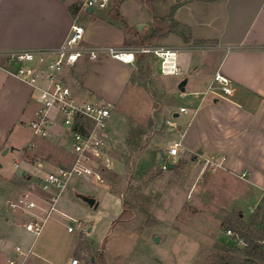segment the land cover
<instances>
[{
  "label": "crops",
  "instance_id": "crops-1",
  "mask_svg": "<svg viewBox=\"0 0 264 264\" xmlns=\"http://www.w3.org/2000/svg\"><path fill=\"white\" fill-rule=\"evenodd\" d=\"M86 1L0 0V49L60 46L68 39L75 19L79 23L81 19L84 21L85 45L125 49L155 45L183 49L177 61L182 71L179 76L190 73L182 80L187 84L180 98L186 103L179 109L173 103L169 120L173 125L167 123L171 135L183 142L174 162L185 159L191 170L199 166L201 174L220 164L212 173L231 175L243 191L239 192L240 199L232 203L234 207L226 210L240 211L242 220L252 219L256 205L264 198V0H170L172 7L175 6L170 14L165 13L166 6L160 7L158 0L153 3L155 14L146 0H111L106 9L74 12L73 9ZM155 17L167 22L163 34L158 33ZM203 46L210 50L207 57L195 59L188 54L193 47ZM229 46L236 48L225 50ZM151 59L150 55H138L133 64H127L106 55L97 60L85 57L66 69L64 79L82 100L113 103L114 115L127 95L138 92L140 87L136 82L145 73L154 75ZM211 65V72L207 73ZM218 75L227 78L230 93L216 82ZM188 86L192 91L186 92ZM148 98L145 107L151 111L154 102ZM33 102V89L0 68V143L18 123H24L27 115L31 120L34 118L37 107H32ZM182 108L188 112L182 113ZM58 128L53 130L51 138L42 139L39 154L52 159L39 164L42 178L45 177L44 163L54 168L56 164H72L75 158L73 148H69V145L72 147L70 133ZM106 142L107 148L126 147V139L125 143L119 142L112 134H107ZM2 145L5 147L4 142ZM32 147L37 149L36 144ZM165 158L173 160L168 154ZM14 215L10 209L0 208V233L12 226L14 230L9 236L21 243L11 248L6 242L0 253V264L16 256L17 246L35 254L30 255L26 264H68L72 259L87 264L83 257H75L79 242H75L65 260L49 262L46 251H34V242L31 244L26 233L18 231L25 229V222L35 217L42 220L45 216L30 214L21 224ZM25 232L32 234L26 229Z\"/></svg>",
  "mask_w": 264,
  "mask_h": 264
},
{
  "label": "rangeland",
  "instance_id": "rangeland-1",
  "mask_svg": "<svg viewBox=\"0 0 264 264\" xmlns=\"http://www.w3.org/2000/svg\"><path fill=\"white\" fill-rule=\"evenodd\" d=\"M158 2L160 7L166 6V14L175 9L170 0ZM80 24L84 26L83 19ZM193 49L188 54L195 59L210 54L206 46ZM150 56L154 75L145 73L140 77L141 81L136 82L140 87L138 92L127 95L118 104L108 125V135L112 134L122 143L126 139V147L108 146L110 167L99 162L92 164L102 182L96 177L74 176L58 196L37 239L25 229H18L26 233L31 244L34 242V251H46L49 262L69 257L75 242H79L75 257H83L87 264L92 261L95 264H228L227 257L239 255L238 251L245 247L242 240L227 230L239 223L241 212L227 211L240 199L242 189L238 180L220 171L213 174L217 166L201 174L199 166L191 170L185 159H178L176 163L165 158L171 145L177 142L167 125L172 117L171 106L174 103L179 109L186 103L180 98L183 92L178 86L190 73L164 75L161 59L154 54ZM211 67L206 69L207 73ZM190 91L192 88L188 86L186 92ZM146 98L154 102L151 111L146 110ZM32 107H37L34 102ZM30 122L27 115L23 124L18 123L3 136L1 142L5 147L0 143V208L9 209L11 202L27 194L37 204L30 213L10 210L21 224L30 214L46 217L58 194L44 188L38 166L52 159L40 156L44 140L34 136ZM14 146L16 150L12 151ZM69 148H73V143ZM6 149L9 151L4 154ZM167 162L175 167L168 168ZM70 165L56 164L52 168L44 163L42 172L46 175L48 169L53 172L58 166ZM89 199L95 200L98 206L92 207ZM123 213L126 216L121 218ZM254 213L259 217L253 229L264 239V198ZM242 221L248 225L251 219ZM13 230L9 226L0 233V253L7 243L11 248L21 244L18 238L9 236Z\"/></svg>",
  "mask_w": 264,
  "mask_h": 264
},
{
  "label": "built area",
  "instance_id": "built-area-1",
  "mask_svg": "<svg viewBox=\"0 0 264 264\" xmlns=\"http://www.w3.org/2000/svg\"><path fill=\"white\" fill-rule=\"evenodd\" d=\"M111 0H87L79 7L80 11L87 8L106 9ZM85 28L75 19L71 26L68 39L60 46L32 49H0V68L10 77L33 89V99L37 106L35 116L30 122L34 136L42 139L52 137L53 130L60 127L70 133L73 143L75 159L68 167L57 168L47 172L43 178L44 188L58 192L51 203L47 216L39 220L37 217L24 223V228L36 238L42 233L46 218L55 208L60 193L68 186L74 177L91 178L102 182L96 174L92 164L102 163L110 167L111 157L108 153L106 138L110 119L115 106L111 102H95L82 100L77 97L73 89L64 79L67 68L74 67L82 58L97 60L101 56L133 64L138 55H156L161 59V70L165 75L179 76L182 74L178 66L179 48H166L155 45H142L132 49L114 46H89L84 44ZM236 47H226L231 51ZM203 48L201 50H204ZM4 63V64H3ZM216 82L230 93L227 78L218 75ZM187 113L186 108L181 109ZM169 125H173L168 121ZM183 148L182 141L173 143L168 156L173 160ZM220 166V164H216ZM16 167H20L17 163ZM30 195H22L9 204L12 211L23 210L31 212L37 208L36 202ZM81 225V223H79ZM83 225V224H82ZM81 225V227H82ZM72 231V228L69 229ZM15 257L9 258L5 264H26L32 251L25 252L20 246L15 248ZM68 264H79L78 259H72Z\"/></svg>",
  "mask_w": 264,
  "mask_h": 264
},
{
  "label": "trees",
  "instance_id": "trees-1",
  "mask_svg": "<svg viewBox=\"0 0 264 264\" xmlns=\"http://www.w3.org/2000/svg\"><path fill=\"white\" fill-rule=\"evenodd\" d=\"M155 0H146V3L151 8V11L155 14L153 3ZM74 12L78 11L79 8L73 9ZM155 22L159 28V34H163L164 28H167L166 20H161L155 17ZM126 215L123 213L121 218ZM258 213H255L248 225H246L239 216V223L236 226H230L227 230L231 231L235 238H239L245 243V247L238 251L239 255H230L227 257L228 264H264V239L263 235L258 237L254 231L256 225V219Z\"/></svg>",
  "mask_w": 264,
  "mask_h": 264
},
{
  "label": "water",
  "instance_id": "water-1",
  "mask_svg": "<svg viewBox=\"0 0 264 264\" xmlns=\"http://www.w3.org/2000/svg\"><path fill=\"white\" fill-rule=\"evenodd\" d=\"M92 10H93V9L90 8V11H92ZM186 84H187L186 81H182V82L179 84V89H180L182 92H185ZM11 150L13 151V150H15V148L12 147ZM8 151H9V150L6 149V151L4 152V154H6ZM200 153H201V152H200ZM1 167H2V165L0 164V168H1ZM167 167H168V168H174L175 165L172 164L171 162H167ZM88 203H89L92 207H97V206H98V204L96 203V201L93 200V199H89V200H88ZM156 241H157V242L159 241V238H158V237H156Z\"/></svg>",
  "mask_w": 264,
  "mask_h": 264
}]
</instances>
